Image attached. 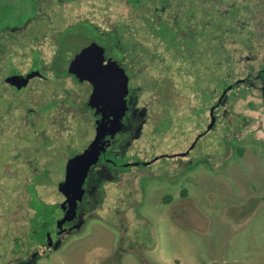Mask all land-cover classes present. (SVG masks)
Wrapping results in <instances>:
<instances>
[{
  "label": "rangeland",
  "instance_id": "1",
  "mask_svg": "<svg viewBox=\"0 0 264 264\" xmlns=\"http://www.w3.org/2000/svg\"><path fill=\"white\" fill-rule=\"evenodd\" d=\"M74 29L140 51L166 99L50 239L65 157L91 136L56 59ZM177 263L264 264V0H0V264Z\"/></svg>",
  "mask_w": 264,
  "mask_h": 264
},
{
  "label": "flooded vegetation",
  "instance_id": "2",
  "mask_svg": "<svg viewBox=\"0 0 264 264\" xmlns=\"http://www.w3.org/2000/svg\"><path fill=\"white\" fill-rule=\"evenodd\" d=\"M75 29L66 35L56 57L63 66V56L65 60L72 56L70 47L72 43L87 37ZM109 39L106 38L105 43L100 44L103 62H109L122 73L126 79L127 92L123 95L122 102L121 99L117 101L119 98L116 94H113L109 101L101 96L91 100V82L79 79L69 72L86 86L83 93H78L83 97L82 109H76L71 114L70 127L80 128L91 136L83 145L70 150L65 157L63 172L57 182L63 198L54 205L51 212V221L46 231L50 239L58 238L65 229L81 225L86 217L85 204L98 193L97 189L102 184L101 179L112 174L106 169L105 163L111 162L116 165L115 158L126 154L132 147L134 138L142 130L144 123L153 121L161 114L159 107L166 99L163 93L157 92L162 83L156 80L154 82L155 78L151 75L149 64L138 61V58H141L140 51L136 54L135 48L132 50L130 48L127 50L124 46L120 48ZM38 64L39 61L33 59L29 67L23 71L15 67L10 68L6 73L7 81L14 85L10 77L18 80L26 75L31 67H35L34 74H37ZM32 75L17 87L25 85Z\"/></svg>",
  "mask_w": 264,
  "mask_h": 264
},
{
  "label": "water",
  "instance_id": "3",
  "mask_svg": "<svg viewBox=\"0 0 264 264\" xmlns=\"http://www.w3.org/2000/svg\"><path fill=\"white\" fill-rule=\"evenodd\" d=\"M72 44V56L67 60L63 56L64 67L79 79L91 82L90 99L101 96L109 101V98L116 94L119 98L117 101L121 99L122 102L123 95L127 92L126 79L114 65L103 62L100 45L89 37H82ZM34 72L35 67H31L29 72L18 80L11 76V82L18 86Z\"/></svg>",
  "mask_w": 264,
  "mask_h": 264
},
{
  "label": "trees",
  "instance_id": "4",
  "mask_svg": "<svg viewBox=\"0 0 264 264\" xmlns=\"http://www.w3.org/2000/svg\"><path fill=\"white\" fill-rule=\"evenodd\" d=\"M243 78L242 77H237V81L238 80H242ZM225 94H226V90H223V92H222V96H223V98L225 97ZM177 264H179V263H177Z\"/></svg>",
  "mask_w": 264,
  "mask_h": 264
}]
</instances>
